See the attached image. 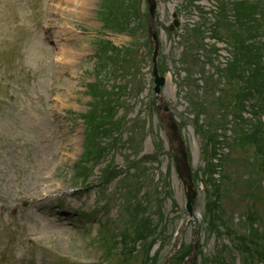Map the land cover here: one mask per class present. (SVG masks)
Here are the masks:
<instances>
[{
	"label": "rangeland",
	"instance_id": "374dc122",
	"mask_svg": "<svg viewBox=\"0 0 264 264\" xmlns=\"http://www.w3.org/2000/svg\"><path fill=\"white\" fill-rule=\"evenodd\" d=\"M134 3L0 0V264H140L152 243L123 256L116 237L130 244V231H143L148 220L154 244L147 250L163 257L185 220L184 189L153 96L147 5ZM155 27L166 77L160 95L197 192L194 224L175 255L187 250L195 226L199 264H237L227 228L240 234L251 210L264 226L255 169L264 171V88L251 94L257 106L245 97L252 66L264 86L257 58L264 0H156ZM96 81V93L85 88ZM78 160L85 181L75 177Z\"/></svg>",
	"mask_w": 264,
	"mask_h": 264
},
{
	"label": "trees",
	"instance_id": "16d2710c",
	"mask_svg": "<svg viewBox=\"0 0 264 264\" xmlns=\"http://www.w3.org/2000/svg\"><path fill=\"white\" fill-rule=\"evenodd\" d=\"M134 9L138 10L137 5H136V0H135V3H134ZM129 22H130V20H128L126 22L127 23L126 25H128ZM243 55H245V56L248 55V52H247L246 49H245ZM257 58H258V60H261V61L263 60V57H262L261 54H259V56ZM251 73H252V76H251ZM251 73H249V75L254 80H252V82H251V87L250 86L248 87L250 89V91H248L246 93L247 95H245V97L254 100V104H255L254 106H257V100H255V96H253L251 94L253 93V94H256V95H260L261 92H263L264 86L262 84V81H261L260 77H258L259 73H260V70H259V68L257 66H252ZM256 77L258 78V80L256 79ZM92 89H93V93L97 92L96 91L97 90L96 86L94 88H92ZM262 107H264V106H262ZM109 108L113 109L114 105L110 106ZM262 156L264 158V150L262 151ZM210 165H211V163H210ZM213 194L215 196H217L218 192L214 191ZM209 203L212 204L211 197L209 198ZM213 203H214V201H213ZM143 210H145V209L142 208V211ZM217 218L218 217H216V219ZM257 219H258L257 212L254 211V210H251L250 213L248 212L247 216H245L243 218L242 222L245 225L248 226L247 234H236L235 232L230 231V229L227 228L226 237H231L232 241L235 243V248L237 250H239L244 255L245 264H250L252 260L253 261L255 260V258H257L258 261H260V262L264 261V229H262V228L260 229L259 228L260 224H258V222H256ZM147 222H148V220L147 221L146 220H141V223L143 224V226H142L143 231H140V230H139V232H135L134 231L135 238L140 240L143 243H146L148 240L151 243V240H152L150 237L146 238V233H147V229H148V227L146 226ZM215 233L217 234V236L219 238L225 236V235H223L220 232H215ZM144 240H145V242H144ZM189 251H190V249L187 248V250L181 256L177 257V259L179 261L182 260L184 255L186 253H188ZM252 253L257 254V256L254 259H252L251 256H250V254H252Z\"/></svg>",
	"mask_w": 264,
	"mask_h": 264
},
{
	"label": "water",
	"instance_id": "95a60500",
	"mask_svg": "<svg viewBox=\"0 0 264 264\" xmlns=\"http://www.w3.org/2000/svg\"><path fill=\"white\" fill-rule=\"evenodd\" d=\"M148 8H149V25H148V33L153 41V61L155 62L156 56L158 54V38L155 31L154 25V12H155V0H147ZM153 75L155 77V95L158 99L157 95L159 93V87L164 84V79L159 77L157 71L154 66ZM162 103L160 100H157V109L160 113L161 110H164L166 116L160 113V118L163 122L164 128L166 130V135L168 141L170 143V148L173 152V158L176 165V170L178 173L179 178L182 180L183 185L186 190V197H187V212L188 215H191L192 210V202L195 197V192L193 191L192 179L190 174V167L187 163V156L184 148L183 140L181 139L177 126L168 111L165 105H161ZM196 246H197V239L194 237L193 245H192V252L184 261L183 264H189L196 254Z\"/></svg>",
	"mask_w": 264,
	"mask_h": 264
},
{
	"label": "bare ground",
	"instance_id": "6f19581e",
	"mask_svg": "<svg viewBox=\"0 0 264 264\" xmlns=\"http://www.w3.org/2000/svg\"><path fill=\"white\" fill-rule=\"evenodd\" d=\"M42 157V156H41ZM36 159L38 160V161H41L42 159L41 158H39V156L38 157H36ZM35 159V160H36ZM24 192V191H23ZM21 192H20V188H15V194H17V195H19ZM8 203V202H7ZM6 203V204H7ZM1 205H3L2 203H1ZM5 205V204H4ZM37 222H39V223H42L41 221H39L38 219H36V218H34V217H31V226H33V227H39V226H41V225H37ZM57 225V227L59 228H62L60 225H58V224H56ZM26 232H24V236L26 237ZM30 239H32L33 241H35V238L34 237H29Z\"/></svg>",
	"mask_w": 264,
	"mask_h": 264
}]
</instances>
